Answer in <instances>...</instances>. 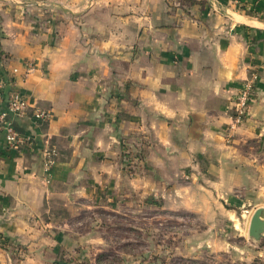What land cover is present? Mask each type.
Segmentation results:
<instances>
[{
    "label": "crops",
    "instance_id": "obj_1",
    "mask_svg": "<svg viewBox=\"0 0 264 264\" xmlns=\"http://www.w3.org/2000/svg\"><path fill=\"white\" fill-rule=\"evenodd\" d=\"M0 80L29 109L9 119L16 147L0 133V264L95 257L80 218L134 196L264 211V0H0Z\"/></svg>",
    "mask_w": 264,
    "mask_h": 264
},
{
    "label": "rangeland",
    "instance_id": "obj_2",
    "mask_svg": "<svg viewBox=\"0 0 264 264\" xmlns=\"http://www.w3.org/2000/svg\"><path fill=\"white\" fill-rule=\"evenodd\" d=\"M138 153L127 154L134 162ZM157 203L134 196L117 213L84 214L75 229L84 234L97 222L104 242L79 264H264V233L259 240L248 237L250 213L227 218L218 202L217 211L201 214L162 211Z\"/></svg>",
    "mask_w": 264,
    "mask_h": 264
},
{
    "label": "built area",
    "instance_id": "obj_3",
    "mask_svg": "<svg viewBox=\"0 0 264 264\" xmlns=\"http://www.w3.org/2000/svg\"><path fill=\"white\" fill-rule=\"evenodd\" d=\"M32 70V65L27 64L23 76L26 77L30 72H32ZM12 72L16 73L17 70L13 69ZM252 93V80L246 81L238 90L233 101L230 129L242 124L248 112ZM28 110V105L26 104L22 95L16 90L5 92L4 84L0 80V133L4 135L6 145L9 148L16 147L20 142V136L14 129L9 119L12 117L26 116ZM31 116L36 121H44L48 118V114L45 111L39 109H34L31 113Z\"/></svg>",
    "mask_w": 264,
    "mask_h": 264
},
{
    "label": "water",
    "instance_id": "obj_4",
    "mask_svg": "<svg viewBox=\"0 0 264 264\" xmlns=\"http://www.w3.org/2000/svg\"><path fill=\"white\" fill-rule=\"evenodd\" d=\"M264 211L262 208L256 209L250 217L248 225V237L259 240L264 233Z\"/></svg>",
    "mask_w": 264,
    "mask_h": 264
},
{
    "label": "trees",
    "instance_id": "obj_5",
    "mask_svg": "<svg viewBox=\"0 0 264 264\" xmlns=\"http://www.w3.org/2000/svg\"><path fill=\"white\" fill-rule=\"evenodd\" d=\"M18 250V249H17ZM14 251V256H15V258H16V255L18 254V252H20V251ZM18 260V259H17Z\"/></svg>",
    "mask_w": 264,
    "mask_h": 264
}]
</instances>
